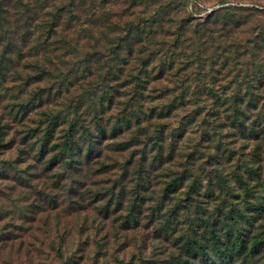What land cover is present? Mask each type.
<instances>
[{
  "label": "trees",
  "instance_id": "obj_1",
  "mask_svg": "<svg viewBox=\"0 0 264 264\" xmlns=\"http://www.w3.org/2000/svg\"><path fill=\"white\" fill-rule=\"evenodd\" d=\"M213 1L0 0V106L11 118L0 116V148L16 146L11 128L22 138L19 160H31L0 163V181L30 189L40 169L80 184L96 164L110 175L95 191L108 220L123 209L125 226H138L145 209L153 227L170 214L158 227L170 235L173 218L190 217L171 264H264V100L256 98L264 52L260 34L246 28L251 10ZM244 64L260 86L247 83L249 99L224 98L220 79ZM173 114L184 129L168 135L162 122ZM190 125L216 144L213 153L199 144L183 153ZM109 147L121 165L108 164ZM6 234L0 264L41 250L30 241L16 249L22 236ZM53 251L68 264L63 249Z\"/></svg>",
  "mask_w": 264,
  "mask_h": 264
},
{
  "label": "rangeland",
  "instance_id": "obj_2",
  "mask_svg": "<svg viewBox=\"0 0 264 264\" xmlns=\"http://www.w3.org/2000/svg\"><path fill=\"white\" fill-rule=\"evenodd\" d=\"M217 1L214 0L208 3V6H214ZM227 1L231 2V5L236 6L239 3L240 6L251 10L250 12L253 15L248 16L247 22L249 23L246 28L260 34V48L263 47L260 51L264 52V0ZM212 10L209 8L208 12ZM202 13L206 14V11L203 10ZM249 36H251V33L247 34V37ZM253 37L255 38V36ZM245 65L227 72L226 77L220 79L219 84L225 85L226 88L224 98L231 99L233 95H238L240 98L249 99L252 96L245 94V90L248 88L247 83L251 85L255 81L256 86H260L257 78L258 72L254 71V69L249 70ZM235 89H244V92L237 94L234 92ZM256 98L264 100V93L262 95L257 94ZM0 116L11 120L9 112H5L3 106H0ZM34 118H37V116H34ZM181 119L176 114H173L171 121L164 120L162 122L168 130V135L183 125L179 124ZM183 127L184 125L181 129H184ZM196 128V126L191 125L187 127L186 139L183 145H180L181 150H184L183 153L188 154L193 151V146L196 144H199V150L204 154L213 153L216 144L214 143L213 145V142L201 141L200 134L197 133ZM6 132L9 133L8 138L15 136L16 146H9L10 149L9 147L0 148L2 153H5L0 155V163H3L4 167H8V163H14L15 167L30 163V159L27 162L24 159L19 160L17 148L21 145V136L12 131L11 128H7ZM9 142L10 140L4 143L10 145ZM224 143H228V139H224ZM241 144V142L236 141L232 146L239 149ZM134 149L132 147L130 151L133 152ZM103 154H110L107 162L111 166L113 163L121 165L124 161L122 156L111 153V147L104 150ZM237 154L239 156V150ZM98 169L99 166L96 164L89 169L85 168V176L81 179L82 183L80 184L77 178L75 180L56 181L54 178L55 173L42 174L40 169L38 170L39 172L32 169L34 174L39 173L40 175L41 173V177L34 179L31 186H29L31 187L30 189L16 184V182L12 181L13 177L7 181H0V195L3 196H0V230L4 229L5 235H7L8 231H11V233L18 235L17 238L19 235L22 236L16 242V249L19 247V241H24V246H27V241H30L41 249L37 250V248H34L33 252H27L26 249L18 257L19 260L17 259L16 261L17 253L14 252L11 255L12 263L62 264L56 252L53 251V248H61L64 252L65 263L68 264H171V255L177 251L179 238L185 237L189 229L190 217L181 216V221L178 223L176 218H173L171 220L172 228L169 230L170 235L160 233L158 228L161 221V224L165 226L170 214H167L166 217L164 216L163 220L159 216L160 220L156 219L158 222L153 227L145 226L149 221V213H151L145 209L139 216L140 225L138 226L135 224L125 226L122 218L126 214L129 215V211L123 209V211L119 210L120 212L116 216L113 215L108 220L96 202L95 191L108 188L107 178L110 175L102 174L103 170L101 169H99L100 172H96ZM118 175H120V170ZM129 183L128 179V186H130ZM15 184L16 187L18 185V188L9 191ZM74 187L77 190L76 196L74 193L73 195L69 193ZM38 192H44V194L38 196ZM37 200L39 201L36 202ZM56 202L58 206H56L57 209H54ZM77 203H80L82 207L77 208V205H75ZM175 203L172 204V208H174ZM130 222L133 221L130 220ZM30 229L33 230V236L29 234ZM5 235L2 239L5 238ZM0 255L5 258L9 256V253H0ZM68 260L70 262H67Z\"/></svg>",
  "mask_w": 264,
  "mask_h": 264
}]
</instances>
